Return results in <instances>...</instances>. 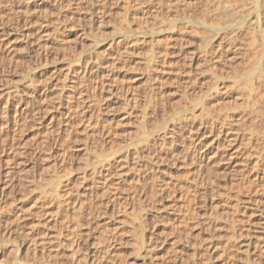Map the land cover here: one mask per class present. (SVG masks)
I'll return each instance as SVG.
<instances>
[{"label": "rangeland", "instance_id": "obj_1", "mask_svg": "<svg viewBox=\"0 0 264 264\" xmlns=\"http://www.w3.org/2000/svg\"><path fill=\"white\" fill-rule=\"evenodd\" d=\"M27 1L0 26V264H264V0Z\"/></svg>", "mask_w": 264, "mask_h": 264}, {"label": "bare ground", "instance_id": "obj_2", "mask_svg": "<svg viewBox=\"0 0 264 264\" xmlns=\"http://www.w3.org/2000/svg\"><path fill=\"white\" fill-rule=\"evenodd\" d=\"M4 1H5V0H4ZM4 1H3V0H0V26L4 25V21H3V19H5V18H4L3 16H5V15L2 16V14H3L2 12H4L3 10H4L5 6H6L8 3L11 4L12 1H14V0H7V1H5V2H4ZM17 1H19V2H18V3H19V7L21 6V3L24 2V0H17ZM29 1H30V0H28L27 2H29ZM61 5H62V4H61ZM261 8H262V7H260V2H259V0H257L256 5H255V12H256V14H257V19H258V20H260V17H261V16H260V9H261ZM261 10H262V9H261ZM21 11H22V9H21ZM24 12H25V11H24ZM261 14H262V12H261ZM240 15H241V14H240ZM242 15H243V14H242ZM258 20H257V22H259V23L262 21V20H261V21H258ZM249 23H250V22H249ZM252 23H253V21H252ZM252 23H251V24H252ZM121 28H124V27H121ZM47 35H48V34H47ZM45 36H46V35H45ZM43 37H44V36H43ZM126 43H128V42H126ZM69 74H70V73H69ZM69 74H68V75H69ZM252 79H253V77H252V76H249V88L251 89V91H253V85H252V84H253V81H252ZM31 84H32V85H31ZM31 84H30L31 87H30V86H29V87L32 88V91H33V92H32L31 94L33 95V94L36 92L37 87H36V85H33V82H31ZM34 84H35V83H34ZM255 87H256V86H255ZM43 88H44L45 90H48V86H47V85H45ZM216 89H217V88H216ZM255 90H256V89H255ZM45 92H46V91H44V93H45ZM9 97H10V96H9ZM9 97H8V98H9ZM33 98H34V97H33ZM12 106H14V105L12 104V102H11L9 99H7L6 107H5V108H6V112H9V111L11 110ZM4 111H5V110H4ZM6 112H4V113H6ZM15 112L18 113L17 111H15ZM22 112H23V111H21V113H22ZM2 113H3V112H2ZM2 116H3V115H2ZM21 116H22V115H21ZM6 117H8V116H6ZM18 117H19V116H18ZM18 117H17V118H18ZM20 118H22V117H20ZM212 118H213V117H212ZM5 119H6V118H5ZM7 119H8V118H7ZM214 120H215V119H214ZM0 123H1V122H0ZM7 123H9L8 120H7ZM7 123H6V124H7ZM18 123H19V122H18ZM183 126H185V125H183ZM187 126H188V124H187ZM189 132L191 133L192 131L190 130ZM145 137H146V136H145ZM145 137H144V139H145ZM141 138H142V137H141ZM141 141H142V139H141ZM146 142H147V141H146ZM148 144H149V143H148ZM148 149H149V148H148ZM197 152H198V151H197V147H195V148H194V153H197ZM127 153H128V152H127ZM136 153H137V152H136ZM136 153H135V154H136ZM129 154H130V153H129ZM129 154H127L126 156L124 155L125 157L123 156V158H125V160L121 157V159H123L125 162H127L126 164H128V163L131 161V157H132V156H136V155H137V154L134 155V154H132V153H131L132 155H129ZM209 155H210V154H205V155L203 154L201 160H207V159H209V158H210ZM119 159H120V158H119ZM114 160L117 162L118 159H114ZM123 160H122V161H123ZM120 162H121V160H120ZM125 162H124V164H125ZM114 163H115V162H114ZM121 164H122V163H121ZM124 164H123V165H124ZM136 165H138L139 167L141 166L139 162H137ZM109 166H111V165L109 164ZM109 166H108V167H109ZM112 167H113V166H112ZM122 167H123V166H122ZM136 167H137V166H136ZM99 170H100V168H99ZM109 170H110V169H109ZM97 171H98V170H97ZM97 171H96V170H95L94 172L92 171V173H94V174H93V175L91 174V175L94 176V175L97 173ZM98 172H99V171H98ZM107 173H108V172H107ZM107 173H103V172L101 171L100 175H101V174H102V175H103V174L106 175ZM102 175H101V176H102ZM108 175H109V174L106 175V177H107L106 180H109V178H110V176H108ZM110 175H111V174H110ZM118 175H119V174H118ZM120 175H121V174H120ZM85 176H86V175H85ZM101 176H100V178H101ZM95 177H97V176H95ZM111 177H112V175H111ZM253 177H254V179H256V180H259V179L261 180V176H260L259 174H255ZM85 178H86V179H89V178H91V177H89V178H88V176H87V177H83V179H85ZM86 179H85V180H86ZM97 179H99V178L97 177ZM91 180L94 181L95 179L92 178ZM112 180H113V179H112ZM55 181H56V180H55ZM98 181H100V180H96V182H98ZM100 182H102V181H100ZM110 182H111V181H110ZM118 182H119V181H118ZM55 183H56V182H55ZM116 184H117V183H116ZM114 185H115V184H114ZM56 186H58V185L56 184ZM143 188H144V189L146 188L145 185L143 186ZM58 189H59V187H58ZM55 191H57V190L55 189V190H53L52 192H55ZM58 191H59V190H58ZM57 193H58V192H57ZM51 194H52V193H51ZM53 194L55 195V193H53ZM53 194H52V196H53ZM53 197H55V196H53ZM56 197H58V196L56 195ZM56 197H55V198H56ZM57 200H59V203H60V199H57ZM78 210H79V209H78ZM80 211H81V209L79 210V212H80ZM77 214H78V212H77ZM31 232H32V231H31ZM31 232H30V235L33 237V235H32L33 233H31ZM60 235H61V234H60ZM43 240H44V239H43ZM43 240H42V241H43ZM48 241H49V240H48ZM142 241H143V240H142ZM32 243H33V245H34V247H35V250L39 249L38 247H40V249H41V247L43 248V245H44V243H42V242L40 243L41 245H39V246H38V245H35V243H34L33 241H32ZM47 243L49 244V242H47ZM50 243H51V242H50ZM141 243H145V242H141ZM251 243H252V242H251ZM51 244H52V243H51ZM51 244H49V245H50V249H51V247H52ZM45 246H46V244H45ZM141 246L143 247V245H141ZM144 246H145V245H144ZM251 246H252V245H251ZM52 248H53V247H52ZM143 248L145 249V247H143ZM40 249H39V250H40ZM46 250H47V248L45 247V248H43L41 251H43V253L45 254V253H46ZM52 250H53V249H52ZM245 251H246V253H247L248 255L251 254V253H250V252H251V250H250V242H249V244L247 243V245H246V250H245ZM48 252H49V251H48ZM48 252H47V253H48ZM247 254H246V256H247ZM250 256H251V255H250ZM248 257H249V256H248Z\"/></svg>", "mask_w": 264, "mask_h": 264}]
</instances>
